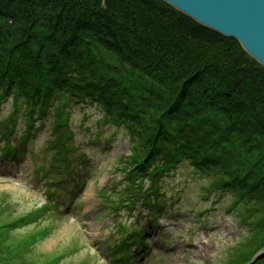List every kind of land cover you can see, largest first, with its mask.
Masks as SVG:
<instances>
[{"label":"trees","instance_id":"trees-1","mask_svg":"<svg viewBox=\"0 0 264 264\" xmlns=\"http://www.w3.org/2000/svg\"><path fill=\"white\" fill-rule=\"evenodd\" d=\"M8 96L10 119L51 113L55 132L72 106L95 103L102 122L128 135L130 153L117 161L135 201L144 177L185 160L213 176L214 191L233 194L232 205L264 208V169L251 170L264 165V68L162 0H0V99ZM60 157L54 166H67ZM1 206L0 264H34L26 239L6 237L21 221ZM241 223L249 231L230 264L264 245V215Z\"/></svg>","mask_w":264,"mask_h":264},{"label":"rangeland","instance_id":"rangeland-1","mask_svg":"<svg viewBox=\"0 0 264 264\" xmlns=\"http://www.w3.org/2000/svg\"><path fill=\"white\" fill-rule=\"evenodd\" d=\"M11 100L0 105V120L10 112ZM70 111L69 128L74 135L72 143L79 148V152L86 154L88 160L87 167H77V173L85 180L83 194L71 213L62 210L57 219L47 217L6 236L10 242L26 239L31 244L26 256L34 264H49L60 253H63L61 264H104L99 255L105 247L102 241L115 232L112 230L116 227V224L112 225L113 216L108 214L109 207L101 206L97 190L103 185L107 190L118 191L122 187L123 182L118 179L122 174L116 168H121V163L117 161L119 156L129 154L127 134L123 127L102 122V111L95 103L74 105ZM50 125L52 115L42 122V129L36 136L29 139L26 148L30 155L25 153L24 163L19 169L0 161V197L4 199L1 207L9 216L6 220L18 217L25 220L29 210L47 200L42 182L33 179L29 156L32 154L36 164L44 163L51 168L52 152L47 149ZM20 127L18 122L17 133ZM98 132L101 135H97ZM259 168L264 169L263 163L253 166L251 170L257 171ZM191 169L184 160L160 179L164 186L158 194L166 203L164 210L167 217L159 222L170 246L165 251H158L157 248L162 247L159 246L148 252V264H222L249 231L245 225H238L239 217L245 215L249 216V220H255L264 215V208L253 213L246 211L245 208L250 205H237L235 209H229L233 198L230 192H216L214 205L211 206L212 194L205 198L202 194L205 192L204 186L211 184L213 176L194 173ZM113 177L114 183L111 182ZM67 180L70 181V178ZM60 187L66 188L63 185ZM87 191L90 197L85 200ZM135 215L133 211L130 213L121 209L117 220L135 223ZM148 218L149 215L143 213L140 221L144 223ZM51 223L55 227L49 235L36 242L30 239L33 232L39 233L43 226ZM262 251L264 249L259 252ZM257 256H263V252Z\"/></svg>","mask_w":264,"mask_h":264},{"label":"water","instance_id":"water-1","mask_svg":"<svg viewBox=\"0 0 264 264\" xmlns=\"http://www.w3.org/2000/svg\"><path fill=\"white\" fill-rule=\"evenodd\" d=\"M196 23L233 38L264 68V0H162Z\"/></svg>","mask_w":264,"mask_h":264},{"label":"bare ground","instance_id":"bare-ground-1","mask_svg":"<svg viewBox=\"0 0 264 264\" xmlns=\"http://www.w3.org/2000/svg\"><path fill=\"white\" fill-rule=\"evenodd\" d=\"M85 195H86V196L84 197V199L87 200V199L90 197V195H89V191H87V192L85 193ZM86 198H87V199H86Z\"/></svg>","mask_w":264,"mask_h":264}]
</instances>
